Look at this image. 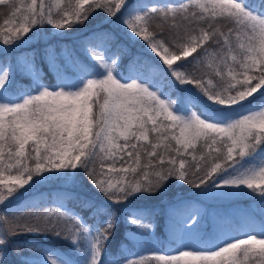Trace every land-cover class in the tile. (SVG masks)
<instances>
[{"label": "snow or ice", "instance_id": "1", "mask_svg": "<svg viewBox=\"0 0 264 264\" xmlns=\"http://www.w3.org/2000/svg\"><path fill=\"white\" fill-rule=\"evenodd\" d=\"M0 6L7 8L0 23L4 55L43 26L62 37L102 12L104 23L140 38L150 57L126 64L115 31L96 29L76 47L65 46L60 64L54 50L46 51L54 84L43 82L34 62L26 65L35 76L28 87L20 86L11 62L0 66V264H13L12 255L22 257L15 264H264V223L201 236L203 217L184 200L171 205L173 238L163 252L148 242L128 256L109 252L121 216L151 233V221L132 201L173 182L199 196L264 200V0H0ZM193 62L201 74L190 70ZM53 180L86 181L107 203L79 198V208L92 213L86 218L56 197L18 215L13 202ZM23 236L54 237L71 255L29 241L33 258L23 257Z\"/></svg>", "mask_w": 264, "mask_h": 264}, {"label": "trees", "instance_id": "2", "mask_svg": "<svg viewBox=\"0 0 264 264\" xmlns=\"http://www.w3.org/2000/svg\"><path fill=\"white\" fill-rule=\"evenodd\" d=\"M47 2L55 3V0H47ZM256 10H260L258 5ZM6 12V6H0V23L5 18ZM103 16L102 12H98L92 23L69 30L62 37L52 36L53 38H50L46 43L39 42L41 27L36 33V38L31 39L30 43L11 49L6 55L0 53V66L5 61L11 62V66L17 70L16 79L20 82V86L28 87L33 80L25 72V65L21 63L20 59L31 64L34 62L38 75L43 77V82L45 84H54L57 74L51 68V63L48 62L46 51L54 50L57 54V64H60L62 62L61 50H64L65 46L68 49L76 47L84 35L96 29L115 31V43L124 47L126 53L124 62L126 64L131 57L135 56H139L141 59H150L143 46L144 42L140 38H137L139 42L130 39L128 34L116 25L104 23ZM153 26L157 28V31L161 30L159 21L154 22ZM167 27V25H164V28ZM45 29L47 31L48 28L46 27ZM190 70L194 74L199 75L204 71V68L198 62H193ZM192 102L196 103L195 100ZM69 193H73L77 198H69ZM56 197L64 198L69 208H77L81 215L86 218L90 217L92 213L87 208H79V198L86 197L95 200L97 203H107L83 180L77 183L71 181L63 183L62 181L53 180L46 184L36 185L29 191L24 192L19 201H14L13 203L22 209V212L18 213V215L28 216L34 209L41 210L45 205L50 204ZM178 200H184L192 207L199 209L203 217L201 232L199 233L201 236L214 235L221 230L232 232L237 225L253 224L259 227L260 224L264 223V200L250 196L222 198L199 196L198 191L190 186L173 182L166 191L155 195L144 194L139 199L132 201L131 206L142 210L143 215L151 221L153 230L148 233L134 226H129L123 223V217L121 216L120 226L111 241L110 254L119 257L141 252L143 249L140 245L143 242H148L146 247L155 245L159 251L163 252L164 249L169 247V241L173 238L171 231V205ZM25 205H31V207H25ZM109 209L115 210L111 205H109ZM232 234L236 233L232 232ZM19 239L22 242L21 246L24 247L23 257L33 258L32 252L25 247V243L29 241L38 246L56 247L66 252L69 256L71 255L70 247L54 237L23 236ZM9 259L15 264L22 257L12 255L9 256Z\"/></svg>", "mask_w": 264, "mask_h": 264}, {"label": "rangeland", "instance_id": "3", "mask_svg": "<svg viewBox=\"0 0 264 264\" xmlns=\"http://www.w3.org/2000/svg\"><path fill=\"white\" fill-rule=\"evenodd\" d=\"M48 28L47 29V31H46V29L45 28ZM46 27H42L41 28V30H40V37H39V42H41V43H46L47 41H49V39L50 38H53L52 36H58V35H56L53 31H52V29H51V27L50 26H46ZM47 32V33H46ZM35 38H36V35H35ZM28 43H30V41L28 42ZM28 43H26V44H28ZM22 46V45H21ZM20 47V46H19ZM18 47V48H19ZM17 48V47H16ZM53 50H51V51H49V52H52ZM63 52V50H61V53ZM47 58H48V62L49 63H51V58L50 57H48L47 56ZM61 58H62V56H61ZM20 61H21V63L22 64H24L25 65V72L27 73V74H29V76L31 77V79L33 80L34 78H35V76H34V74H32V73H29L28 71H27V67H26V65H31V63H29V62H24V60L23 59H20ZM51 68H52V63H51ZM53 70H54V72L56 73V70L54 69V68H52ZM63 182V181H62ZM46 183H48V182H45V183H43V184H46ZM63 183H66V182H63ZM21 191H23V190H21ZM129 238V237H128Z\"/></svg>", "mask_w": 264, "mask_h": 264}]
</instances>
